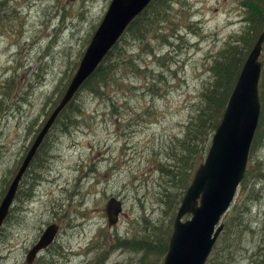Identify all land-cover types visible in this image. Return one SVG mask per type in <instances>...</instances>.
I'll list each match as a JSON object with an SVG mask.
<instances>
[{"label": "rangeland", "instance_id": "rangeland-1", "mask_svg": "<svg viewBox=\"0 0 264 264\" xmlns=\"http://www.w3.org/2000/svg\"><path fill=\"white\" fill-rule=\"evenodd\" d=\"M109 2L0 0V200ZM263 2L172 0L147 30L123 34L119 55L106 59V82L76 93L21 180L0 227V264H29L27 251L53 222V242L30 264H161L163 255L143 256L123 240L171 231L181 141L201 92L215 83L214 60L232 39L250 34ZM261 119L234 197L241 217L233 244L222 262L206 264L264 259V109ZM111 196L122 202L114 224L105 211Z\"/></svg>", "mask_w": 264, "mask_h": 264}, {"label": "water", "instance_id": "water-1", "mask_svg": "<svg viewBox=\"0 0 264 264\" xmlns=\"http://www.w3.org/2000/svg\"><path fill=\"white\" fill-rule=\"evenodd\" d=\"M150 1L110 0L74 74L34 136L0 200V227L10 212L24 174L57 117L104 60L130 22ZM263 43L264 29L258 34L243 62L221 119L212 134L206 156L196 167L181 198L161 264H205L223 228L221 219L244 176L258 125L261 107L258 82ZM105 211L108 223H116L122 212V202L111 196L105 204ZM186 214L189 217L184 218ZM57 230L58 224L55 222L44 228L26 253L27 263H32L39 251L53 242ZM261 264H264V259Z\"/></svg>", "mask_w": 264, "mask_h": 264}, {"label": "trees", "instance_id": "trees-1", "mask_svg": "<svg viewBox=\"0 0 264 264\" xmlns=\"http://www.w3.org/2000/svg\"><path fill=\"white\" fill-rule=\"evenodd\" d=\"M167 2L171 3L172 0H151L149 4L143 9V11L130 22V24L125 29L124 34L129 31L132 36L136 37L139 32L142 31L141 29L147 30L149 27L147 25L150 22L149 19L157 18L159 13L165 10V6L163 3ZM255 13V16H252V18H250V34L246 37L237 36L235 39H232L231 43H229L228 46L220 54V57L214 60L212 70L214 72L215 83L212 86L206 87L201 92L202 100L201 104L197 107L194 126L192 128L190 127L188 133L181 141L180 148L182 151L175 156V160L177 161L179 168V173L177 179L173 180V182L177 188L182 189L179 194L176 195L174 193V195L177 196L176 205H178V203L180 202L185 189L191 181L196 167L203 162L210 145L212 134L221 119L228 97L236 82L243 62L247 57L249 51L251 50L258 34L264 29V2L262 5L256 6ZM118 42H116L114 46L109 50L104 60L98 65L93 74L83 83L81 88L88 86L89 84L93 87H97L100 85V83L106 82L110 67L105 65V62L106 59H110L112 55H119L120 48L118 47ZM93 79H97L98 81L94 82V84L92 85ZM259 98L261 102V112L252 143L262 123L261 117L264 109V60H262L259 79ZM72 101L73 99L61 111L59 116L63 114L66 108H69L71 106ZM59 116L57 117L56 121L58 120ZM174 166H176L175 163L173 167ZM183 166H188L190 170L188 172H185L184 170H182ZM246 174L247 168L244 172L241 183L245 181ZM183 175L185 182H182ZM235 202L236 201L234 199L230 208L222 218L223 228L212 247L206 263L209 261H212L214 263H217L219 261L222 262V253L225 250H229L233 244L231 242L233 236L232 233L233 230H235V226L238 224L240 225L241 217H239L238 215L235 217ZM232 211L233 215L231 216ZM170 232L171 231L168 230L167 233L164 234V229L161 227L146 238L133 237L125 239L123 240V242L127 245V247H132L130 248V250L142 252L143 256L152 254L164 256L167 249V242ZM239 235L240 234H238V236ZM240 238L241 236L237 237V243H235V246L239 245L241 241ZM261 262L259 264H261ZM140 264L145 263L141 261Z\"/></svg>", "mask_w": 264, "mask_h": 264}]
</instances>
